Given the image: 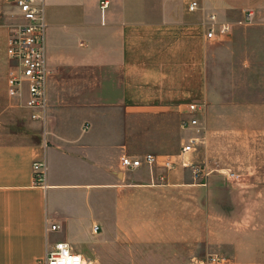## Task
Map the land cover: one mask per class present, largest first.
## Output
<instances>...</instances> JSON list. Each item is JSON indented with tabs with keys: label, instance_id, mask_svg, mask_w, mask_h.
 Segmentation results:
<instances>
[{
	"label": "crops",
	"instance_id": "0c3cea01",
	"mask_svg": "<svg viewBox=\"0 0 264 264\" xmlns=\"http://www.w3.org/2000/svg\"><path fill=\"white\" fill-rule=\"evenodd\" d=\"M32 1L46 24L42 120L25 86L8 93L23 20L0 0V264H45L59 242L86 264H264V0ZM191 139L185 160L208 178L182 165Z\"/></svg>",
	"mask_w": 264,
	"mask_h": 264
},
{
	"label": "built area",
	"instance_id": "2783aa9c",
	"mask_svg": "<svg viewBox=\"0 0 264 264\" xmlns=\"http://www.w3.org/2000/svg\"><path fill=\"white\" fill-rule=\"evenodd\" d=\"M16 5L21 13L23 22L14 25L10 29V37L7 48V55L13 63V71L10 74L8 83V93L14 97L21 93L23 86L26 87L27 99L25 107L30 112L32 120H42L46 116L47 109V79L49 70L46 61V24L40 9L34 5L32 0H16ZM109 6L108 1L101 2V9L104 10ZM197 7V3H192L190 10L193 11ZM254 17L252 10H248L246 14L247 21L251 22ZM213 19V17H211ZM230 32L227 25H223L220 29V35H225ZM216 34L213 29H210L207 38L214 39ZM189 111L192 114L199 113L197 105H190ZM198 119L193 118L189 122L184 123V126H197ZM196 139H191L188 144L182 146L180 156L182 157V165L184 167H192L194 169L195 179L198 180L204 175L203 170L185 160V158L194 152L196 148ZM156 161L153 155H147L145 162L152 165ZM141 159H132L124 157L122 159L123 167L136 169L142 165ZM166 169H173L175 163L171 160L164 162ZM34 181L38 186H45L44 180V164L35 162L32 166ZM226 178H237L233 173L225 174ZM52 230L56 227H52ZM97 230V227H95ZM225 261L223 257L210 256L207 259L209 264H221ZM45 264H86L84 258L75 253L69 244L59 242L54 249L48 251Z\"/></svg>",
	"mask_w": 264,
	"mask_h": 264
},
{
	"label": "rangeland",
	"instance_id": "374dc122",
	"mask_svg": "<svg viewBox=\"0 0 264 264\" xmlns=\"http://www.w3.org/2000/svg\"><path fill=\"white\" fill-rule=\"evenodd\" d=\"M198 167H200V166H198ZM200 168H201V167H200ZM201 169L203 170L204 175H205V174H208V176H209V172H211V170H209V169L206 170V169H204V168H201ZM204 177H205V178H208V177H206V176H204ZM204 177H203V178H204Z\"/></svg>",
	"mask_w": 264,
	"mask_h": 264
}]
</instances>
